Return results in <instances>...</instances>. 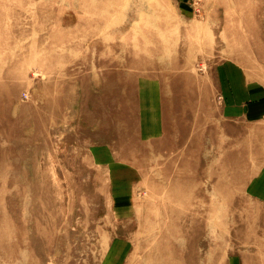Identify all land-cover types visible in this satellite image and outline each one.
Instances as JSON below:
<instances>
[{
    "label": "rangeland",
    "instance_id": "rangeland-1",
    "mask_svg": "<svg viewBox=\"0 0 264 264\" xmlns=\"http://www.w3.org/2000/svg\"><path fill=\"white\" fill-rule=\"evenodd\" d=\"M0 264H264V0H0Z\"/></svg>",
    "mask_w": 264,
    "mask_h": 264
},
{
    "label": "bare ground",
    "instance_id": "bare-ground-1",
    "mask_svg": "<svg viewBox=\"0 0 264 264\" xmlns=\"http://www.w3.org/2000/svg\"><path fill=\"white\" fill-rule=\"evenodd\" d=\"M247 39V38H246ZM247 45V44H246ZM247 47H248V45H247ZM245 50V49H244ZM244 52H247L246 50L244 51ZM249 53V52H248ZM250 53H252V52H250ZM238 55V54H237ZM241 56V55H240ZM242 57V56H241ZM240 58V57H239ZM250 57H248L247 59H249ZM248 62V61H247ZM249 62H251V60L249 61ZM115 86V85H114ZM126 86V85H125ZM114 89V88H113ZM116 90H118L117 88H116ZM109 91H110V89H109ZM112 91V90H111ZM119 91V90H118ZM130 98V97H129ZM130 100V99H129ZM113 103V102H112ZM112 105V104H111ZM100 113V112H99ZM128 124V123H127ZM125 126V125H124ZM130 127V126H129ZM128 129H132V128H128ZM124 132H126V131H124ZM130 134H131V132H129ZM122 134V133H121ZM119 135V134H118ZM132 135V134H131ZM133 135H134V133H133ZM135 135H137V134H135ZM139 135V134H138ZM133 137V136H132ZM129 138V137H128ZM131 139V138H130ZM140 140V139H139ZM141 141V140H140ZM139 141V142H140ZM128 143H130V142H128ZM131 144V143H130ZM140 144V143H139ZM134 145H136V143L134 144ZM141 145V144H140ZM244 148V147H243ZM130 149H133V148H130ZM128 151V150H127ZM236 151V150H235ZM234 153H236V152H234ZM130 154V153H129ZM125 155V154H124ZM132 155V154H131ZM234 157H235V155H234ZM233 157V158H234ZM143 159V158H142ZM234 160H235V158H234ZM236 160H237V158H236ZM238 161H239V159H238ZM241 161V160H240ZM144 162V161H143ZM241 163H242V161H241ZM237 164V163H236ZM198 165V164H197ZM235 167L237 166V165H234ZM240 166V165H239ZM196 167V166H195ZM227 174V173H226Z\"/></svg>",
    "mask_w": 264,
    "mask_h": 264
}]
</instances>
